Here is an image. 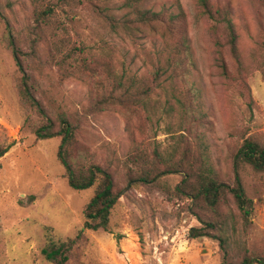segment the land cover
<instances>
[{"label":"rangeland","instance_id":"1","mask_svg":"<svg viewBox=\"0 0 264 264\" xmlns=\"http://www.w3.org/2000/svg\"><path fill=\"white\" fill-rule=\"evenodd\" d=\"M133 1L106 0L103 8L123 22L135 15ZM198 1L146 0L142 7L185 17L193 63L187 79L205 117L202 131L209 157L228 179L232 176V156L244 139L264 138V77L257 61L264 10H259L253 0H211L233 10L241 58L250 72L254 103L249 105L220 75V34L200 13ZM39 2L54 9L51 23L40 38L35 34L36 0H0V146H11L0 159V264H50L42 254L48 237H76L95 193V187L79 192L69 185L57 157L60 138L37 141L32 133L27 117L35 116L22 108L17 62L6 35L15 36L24 52L38 97L52 111L83 118L81 141L96 154L99 163L113 171L121 185H125L126 162L134 141L143 142L149 151L157 147L168 156L182 133L174 101L175 95H180L169 78L147 100L146 111L136 116L144 117L141 133L139 121L123 111L89 114V81L76 76L64 78L57 66L62 55L52 60V43L63 41L67 51L82 47L91 57L109 58L115 78L126 85L132 78L148 81L157 65L166 66L167 42L161 35L148 29L133 32L121 26L112 28L99 14L78 4L71 8L64 0ZM83 55L77 54L80 58ZM100 87L104 97L122 94L111 80ZM240 175L254 203V216L247 227L239 224L237 232L229 228L228 235L236 247L246 244L253 250L264 248V173L242 164ZM181 180L180 175H168L125 191L112 211L109 231L86 232L80 264H222L216 241L188 239L191 228L201 225L189 213V200L176 196Z\"/></svg>","mask_w":264,"mask_h":264},{"label":"trees","instance_id":"2","mask_svg":"<svg viewBox=\"0 0 264 264\" xmlns=\"http://www.w3.org/2000/svg\"><path fill=\"white\" fill-rule=\"evenodd\" d=\"M35 14L37 23L35 34L41 37L44 27L51 23L54 14L52 5L39 2ZM106 0H64L69 7L80 5L99 14L112 28L121 26L125 31L151 30L161 35L167 42V62L154 68L148 81L131 79L129 85L117 80L113 63L109 58L91 57L82 47L67 51L63 41L52 43V60L62 55L57 63L64 78L76 76L89 81L92 92L89 114L97 115L110 110H120L135 118L143 127L147 109V100L161 83L169 78L174 84L176 94L174 101L180 115L181 134L176 147L168 155H163L157 147L149 151L143 142L134 141L128 154L125 185L114 176L113 171L97 161L96 154L81 141L82 117H72L66 113H57L48 108L38 97L37 85L32 73L24 62V52L18 47L16 37L6 35L8 46L13 52L19 76L17 85L22 108L27 117L32 133L37 141L60 138L58 160L65 168V177L76 191L95 187V193L86 207L83 229L76 237L56 240L49 236L48 243L42 250L50 264H80V252L87 242L86 232H108L112 211L119 204L124 192L134 185H148L168 175H180L181 182L176 187L178 198L189 200V213L200 223V227L191 228L188 239H208L219 245L222 264H264V248L256 250L248 245L236 247L231 242L228 229L237 232L239 224L247 227L254 216V203L247 196L240 166L247 164L258 173H264V138L249 137L233 154L232 176L224 178L217 171L209 157L208 145L204 131L205 117L197 105V96L187 79L191 72L192 55L188 41L186 19L168 10L160 13L142 7L146 0H134L135 15L127 21L118 22L106 13L103 4ZM259 10H264V0H253ZM198 9L209 21L214 23V30L220 34L218 40L217 66L220 75L247 100L254 103L249 84V70L244 66L239 50V35L233 21L230 5H214L211 0H199ZM0 10V18L2 17ZM261 19V18H260ZM260 41L257 61L264 77V21L260 22ZM83 55L82 58L77 54ZM169 74L168 77L167 74ZM106 80L114 82L115 89L121 95L104 97L101 85ZM171 111L175 106H171ZM175 111V110H174ZM150 119V117H149ZM148 119V120H149ZM11 149L0 146V159Z\"/></svg>","mask_w":264,"mask_h":264}]
</instances>
